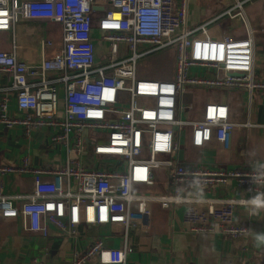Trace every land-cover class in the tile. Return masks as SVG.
<instances>
[{"label":"built area","instance_id":"built-area-1","mask_svg":"<svg viewBox=\"0 0 264 264\" xmlns=\"http://www.w3.org/2000/svg\"><path fill=\"white\" fill-rule=\"evenodd\" d=\"M252 1L231 0L222 15L242 21L246 35L236 39L209 35V24L189 28L190 0H0V32L12 35L11 51H0V74L10 76L8 91L15 93L22 113L19 119L1 115L0 126L20 127L26 138L49 129L51 146L66 152L57 167L35 166L30 155L18 165L0 167V175H30L34 184L20 206L14 202L21 196H6L0 188L1 218L19 219L25 231L43 238L51 226L73 238L81 235V226L109 225L121 235V248H107L97 238L73 255V264L93 259L126 264L135 250L131 234L151 228L153 204L183 207L192 234L248 236V225L236 214L244 208L249 218L259 217L264 168H208L182 161L180 153L186 141L202 149L215 140L228 151L234 131L250 128L233 122L229 106L221 103H207L199 119L182 116L193 111L184 104L188 90L264 91V82L254 76V31L244 10ZM21 20L59 25L60 51L37 66L20 60L16 26ZM96 32L110 49V63L101 66ZM40 45L44 56L52 42ZM168 49L175 53L174 80L137 78L140 59ZM7 104L5 97L2 113ZM232 182L245 196L208 195Z\"/></svg>","mask_w":264,"mask_h":264},{"label":"crops","instance_id":"crops-1","mask_svg":"<svg viewBox=\"0 0 264 264\" xmlns=\"http://www.w3.org/2000/svg\"><path fill=\"white\" fill-rule=\"evenodd\" d=\"M230 4L231 0H190L188 25L197 28L209 24V35L217 38L231 36L229 25L223 27L222 24L228 19L222 15ZM247 5H251L249 22L255 41L254 76L264 82V0H254ZM230 21L243 24L239 19ZM243 31L246 35L244 27ZM16 32L19 59L33 66L47 57V54L43 56L40 42L45 41V38L62 37L61 27L50 22L21 20L16 26ZM3 35L10 38L11 33L0 32V51L9 52L12 39L11 43L6 44ZM10 86V76L0 74V107L2 99H8V107L4 113L0 109V116L19 119L22 113L18 109L15 93L8 91ZM191 91H197L198 97L195 95L190 105L197 109L198 102L201 106L199 117L209 102L226 104L230 109L231 120L238 124L249 123L250 128L239 127L234 131L228 151H223L215 140L202 149H195L186 141L180 159L191 164H203L208 168L233 170L253 165L264 168V91ZM59 96L60 110L63 112L64 92L61 87ZM51 135V131L45 128L26 138L20 127L0 126V167L18 165L26 155L31 156L35 166L49 168L62 165L66 161V152L61 146H51ZM33 185L30 175H0V188L4 194L12 198L21 196V199L15 200L16 206L25 202L23 197L33 191ZM238 194L245 196L232 182L208 195L226 198ZM193 195L203 197L205 194L195 192ZM151 209V228L147 233L131 234L135 250L127 256L126 264H264V208H260L258 218L252 219L249 218L248 209L238 210L236 219L248 225L250 234L235 240L190 233L184 224L183 207L163 209L153 204ZM80 233L79 237L73 238L58 233L51 226L49 236L43 238L25 231L21 220L3 219L0 216V264H73V254L85 252L97 238L102 239L107 248L122 247V237L113 226H81ZM86 264L99 262L93 259Z\"/></svg>","mask_w":264,"mask_h":264},{"label":"rangeland","instance_id":"rangeland-1","mask_svg":"<svg viewBox=\"0 0 264 264\" xmlns=\"http://www.w3.org/2000/svg\"><path fill=\"white\" fill-rule=\"evenodd\" d=\"M250 7L251 5H247L244 7V10H245V13L248 19L250 17L249 16ZM101 15L102 14L97 15L96 19H98L99 16ZM222 24H223V27H225V24L229 25L228 31L230 32V35L233 38L240 39V38L245 37L244 31H243V24L241 23L238 24L237 21H234V22L230 21L229 18L225 19L222 22ZM189 28H193V27L189 26ZM235 32H237V34H234ZM3 38L5 39L6 44L11 43V39H12L11 35H10V38L9 37L7 38L6 35H3ZM96 38H97V46H98L97 65L101 66V65L110 63V49H109L108 44H103L98 32H96ZM45 39H46L45 42L47 41L52 42V46L45 47V53L47 54V58L49 59V57H51L50 55L57 54L62 48V38L58 37L57 39H53V38H50L49 40L47 38ZM119 55H121V53H119ZM124 57L125 58L129 57V53L127 51L125 52ZM175 66H176V59H175L174 49H168L162 53L140 59L137 63V78L170 80L171 81V80H174L175 78V74H176ZM155 76H158V78H152ZM205 94H208V93H205ZM195 95L197 96V91L196 92L191 91V90L186 91L185 96H184V104L186 106L192 104V99L195 97ZM125 102H127V99L125 100ZM196 108L197 109L193 107L194 110L192 113L190 111H186L182 116L183 120H187L192 117H193L192 119H199L200 117H199L198 111L201 109V106L198 104V102H196ZM182 139L184 142V137ZM184 148H185L184 143H182L181 150L184 151ZM146 190L148 193H151L153 191L151 188H147Z\"/></svg>","mask_w":264,"mask_h":264},{"label":"bare ground","instance_id":"bare-ground-1","mask_svg":"<svg viewBox=\"0 0 264 264\" xmlns=\"http://www.w3.org/2000/svg\"><path fill=\"white\" fill-rule=\"evenodd\" d=\"M119 15H116V17H118Z\"/></svg>","mask_w":264,"mask_h":264},{"label":"water","instance_id":"water-1","mask_svg":"<svg viewBox=\"0 0 264 264\" xmlns=\"http://www.w3.org/2000/svg\"><path fill=\"white\" fill-rule=\"evenodd\" d=\"M98 8H95V10H97Z\"/></svg>","mask_w":264,"mask_h":264}]
</instances>
